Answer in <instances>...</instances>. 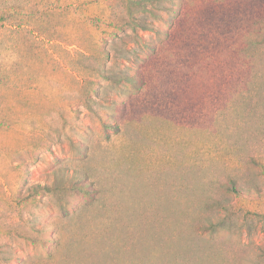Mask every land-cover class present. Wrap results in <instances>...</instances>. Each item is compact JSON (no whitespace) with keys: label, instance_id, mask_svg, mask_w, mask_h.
Returning a JSON list of instances; mask_svg holds the SVG:
<instances>
[{"label":"rangeland","instance_id":"374dc122","mask_svg":"<svg viewBox=\"0 0 264 264\" xmlns=\"http://www.w3.org/2000/svg\"><path fill=\"white\" fill-rule=\"evenodd\" d=\"M34 2L0 28V264H264V0Z\"/></svg>","mask_w":264,"mask_h":264},{"label":"trees","instance_id":"16d2710c","mask_svg":"<svg viewBox=\"0 0 264 264\" xmlns=\"http://www.w3.org/2000/svg\"><path fill=\"white\" fill-rule=\"evenodd\" d=\"M2 0H0V28L7 22H13L16 20H25L30 21L33 18L37 17L36 10V2L34 0H7L6 5L2 4ZM264 21V20H263ZM22 27V25L20 24ZM31 35L35 33H39L38 30H26ZM247 46L245 47V62L244 65L247 66L246 70V78L244 80V89H246L247 94H256L259 95V98L264 101V36L261 35L260 39L257 40H247ZM253 51L254 53H251ZM260 78L259 81L257 79ZM132 82L135 81L132 79ZM263 85V87H261ZM264 105V104H263ZM264 117V116H263ZM262 124L261 127L264 128V119L261 118ZM106 126H110L114 129L117 127L113 123H104ZM253 156L251 162L257 164V160L254 159ZM231 182H235L231 180ZM86 186H82L85 188ZM227 190L237 191V187L235 184L232 186H224ZM90 188H85L84 192L86 194H90ZM218 206L226 210H230L226 205L217 202Z\"/></svg>","mask_w":264,"mask_h":264}]
</instances>
